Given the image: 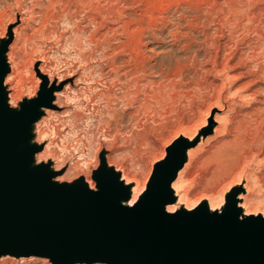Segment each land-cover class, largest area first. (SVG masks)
Masks as SVG:
<instances>
[{
	"label": "rangeland",
	"instance_id": "obj_1",
	"mask_svg": "<svg viewBox=\"0 0 264 264\" xmlns=\"http://www.w3.org/2000/svg\"><path fill=\"white\" fill-rule=\"evenodd\" d=\"M69 1L0 0V50L3 54L8 53L13 45H16L15 51L21 50V54L15 58L18 61L15 71L10 69L11 86L14 88L12 90L18 94L16 102L20 104V107L38 96L48 76L54 83L59 81L56 87L58 91L66 90V83L70 82L75 88L71 90L72 96L80 95L89 88L88 92L92 93L94 98L91 104L82 95L66 98L61 94V97L57 99L52 94L50 105H43L39 116L33 121L39 126L43 136L34 142H29L28 146H35V154L43 152L44 158L41 159L43 160L41 164L44 163L49 170L54 171L60 183H71L79 177L84 178L87 174L96 184L93 174L97 173L101 166L108 167V163H111L113 169L135 176L141 183L148 177L145 181V186L148 187L152 182L156 165L167 156V148L174 141L181 138L187 139L196 131L195 140L190 142L188 147H194L199 150V153H204V149L210 148V143L215 141L210 139L204 142V140L214 134L213 127L224 122L226 115L231 113L230 110L235 107L234 110L249 109L255 105L251 89H238L239 85L249 78L237 82V78L232 76L239 71H245L246 68L233 70L236 58H230L234 53H242L248 58L247 55L252 53L255 47L259 59L256 57L248 62V65L252 69H255L256 65L264 66V46L262 45L264 41L261 36H258L256 30L264 31V0H201L202 2L200 0H130L127 4L125 0H115L117 7L133 13L137 19L142 18L144 25H150L149 33L155 30L159 36V39L152 36L146 39L148 41L146 48L144 46L145 54L152 55L151 63L158 62L161 56L174 53L170 64L162 66L165 67L169 76L162 78L156 71H150L147 78L139 83L138 96L143 99V102L140 100L132 102L133 93L123 98L127 88L120 87L131 76H122V79L118 80L114 75L109 76L107 73L110 65L106 62L110 61V58H114L119 63L129 59L126 48H131L134 41L130 40L124 51L114 50L113 46L120 44L118 39L125 40L126 36L117 34V38L113 37L107 43L96 42L105 29H101L92 41L91 37L96 25L89 16L92 14L91 8L87 4H82L80 0ZM197 3L201 4L202 16L207 19L205 27H208L206 29L208 38L210 42L216 44L205 43L206 36L201 31L204 26L198 25L194 27V35L198 39L189 40L190 48H184L186 40L180 33L190 26V21L193 19L192 10L196 8ZM104 4V0H101V5ZM183 7L188 11L186 12ZM181 17L182 21L178 23ZM14 28H17L18 34L22 35L18 44L15 42ZM215 50H218V72H207L213 66L206 55L208 53L215 55ZM110 52L113 53L109 54ZM157 53L159 57L155 55ZM178 57L183 58V63L177 62ZM10 58L13 61L14 58ZM224 63H228V66L221 70ZM39 65H43L46 73L40 71ZM120 72L122 73L123 70ZM103 73L105 75H102ZM191 75L196 78L192 80ZM260 75L264 77V71L260 72ZM85 77L89 80L85 81ZM147 79L158 83L149 86ZM210 80L212 84L209 88L200 87L197 84V81L204 83ZM173 83L176 85L182 83L183 87L177 88ZM159 84H161L160 92L157 88ZM109 87L110 91H107ZM127 87L130 91L136 89L132 82ZM220 90L224 103L222 108L216 102ZM108 92L112 94L111 104H106ZM155 93L158 97H155ZM151 95L154 96L151 98ZM55 100L57 105L52 104ZM146 101L148 103L145 104ZM94 108H96L95 116L90 123H87L86 116ZM131 111L135 113L132 115ZM78 112L83 116L80 120L77 119ZM114 113L118 118L120 116V122L115 123L112 116ZM215 114L220 117V122L215 120ZM204 119L206 124L202 123ZM200 135L203 136L201 143ZM30 136L33 137L32 132ZM261 174L264 175L263 154L257 157L247 170L251 193L248 195L246 207L249 211L255 212L252 213L254 218H264V182L258 180L259 176L262 177ZM188 178V181L195 179L191 187L193 198L190 199L189 205H193L203 197L205 192L211 194V199L218 203L222 194L223 197L227 196L234 187L229 179L219 182L213 188L203 185L199 181L197 167L190 168L186 175V179ZM246 182L245 179L242 180L241 187L235 189L230 196L235 197L239 192L246 193V189L242 186ZM234 200L236 205L238 201ZM178 211L188 212L189 208H180ZM20 257L1 256L0 264H53L50 258L44 256ZM74 264L108 263L76 262Z\"/></svg>",
	"mask_w": 264,
	"mask_h": 264
},
{
	"label": "water",
	"instance_id": "obj_2",
	"mask_svg": "<svg viewBox=\"0 0 264 264\" xmlns=\"http://www.w3.org/2000/svg\"><path fill=\"white\" fill-rule=\"evenodd\" d=\"M2 54L0 75L8 68ZM2 89L0 78V255L44 256L53 264H264V218L239 220L235 200L215 216L204 206L194 213L161 211L173 200L170 183L187 139L168 146L148 195L121 205L125 188L105 165L99 168L103 189L94 195L83 177L50 185L56 174L44 163L27 170L35 146L19 153L12 147L30 136V123L50 105L52 90L45 80L38 96L11 115Z\"/></svg>",
	"mask_w": 264,
	"mask_h": 264
},
{
	"label": "bare ground",
	"instance_id": "obj_3",
	"mask_svg": "<svg viewBox=\"0 0 264 264\" xmlns=\"http://www.w3.org/2000/svg\"><path fill=\"white\" fill-rule=\"evenodd\" d=\"M114 1L115 0H104L105 4L101 5V0H80V2L82 4H87L92 10V14H90L89 16H90L92 22L96 25V29H95L92 37H91L92 41H94V36H96L101 29L102 30L105 29V30L102 31V33L99 35V39L96 40V42H106L107 43L111 40V38H113V37L117 38L116 37L117 34H121V36L122 35L126 36L125 40H119L118 39V42H120V44L113 46L114 50L120 49L121 51H124L126 46H127V43L130 40L134 41V45L131 48H126V49H128L127 52L129 54V59H124L120 63L116 62L114 60V58H110V61H108L106 59L108 61L106 63L108 65H110L109 66L110 68L107 71V73L109 74V76L114 75L115 77H117L118 80H121L122 76H131L128 79L126 77V79H127L126 82H124L122 84V87H120V88H127L126 93L124 94L123 98L124 97L127 98L130 93H133L132 94L133 95L132 102H134L135 100H140L141 102H143V99H140V97L138 96L139 95V85H140L139 83L142 80H145L147 78L146 76L148 75V73L150 71H156L162 78L165 76H169V74L166 73L165 67L163 68L162 66L166 65L167 63L170 64V61L173 59L172 54H174V53L172 52V54H170L168 56L165 53L166 56H161L160 57L161 59H159L158 62L155 61L154 63H151L150 59H151L152 55L150 56V55L145 54L146 49H144V46L146 48V44L148 41V40L146 41V39H148V37H150V36H152L153 38L159 39V36L155 32V30L152 31V33L150 34L149 33V26L150 25H148V26L144 25L142 18L137 19L133 15V13L124 11L122 8L117 7V5L114 3ZM129 1L130 0H125V3L126 4L129 3ZM200 3H197L196 8L195 9L193 8V10H192L193 11L192 12L193 19L190 21V26L187 29H185L183 33H180V34L184 35L185 40H186L184 48H190L191 43L189 42V40H191L193 38L194 39L197 38V36L194 35V27H196L198 25L204 26V29L201 31L206 36L205 43H207V44L210 43L212 45L216 44L215 42H210V39L208 38V35H207L208 33H206V31H207L206 29L208 28V27L207 28L205 27L207 19L202 16V11L200 9V7H201ZM216 5H218V4H216ZM183 8H185V7H183ZM66 9L68 10V8H66ZM67 10H66V12H67ZM184 10L186 12L188 11L187 8H185ZM258 14H259V12H258ZM99 17H101V18H99ZM207 17H209V16H207ZM66 18H68V17H66ZM181 19H182V17L179 19V21H177V20L176 21L178 23H181V21H182ZM157 20H158V17L156 18V21ZM249 20H250V16H249ZM208 21H210V20H208ZM256 30H257L258 36L259 37L261 36V38L264 41V34H263L264 31L262 32L261 29H256ZM18 31L19 30L17 28H14V32L16 33V39H15L16 44H18V40L21 39V37H22L21 33L18 34ZM175 33H177V32H175ZM23 35H24V33H23ZM179 36H177V37H179ZM180 38H178V39H180ZM262 45L264 46V42ZM15 46L16 45L11 46V50L8 53L2 54V56H1L5 60V63L8 67L6 72L0 75V78L2 80V85H3V89H2L1 94L4 96L3 103L7 106V109L11 115H14L16 112H18L21 109L20 104H18L16 102V100L18 98V94H16L12 90L14 88H12L13 86H11V80H10V76H11L10 69L13 72L15 71V68L17 67V62H18L15 58H17L21 54L20 53L21 50H19V51L14 50ZM253 49H252L253 50L252 53L248 52L249 53L247 55L248 58L244 57L242 55V53H239V54L234 53V54H232V57L230 59L236 58V61H234L235 63L233 64V68H234L233 70H237L239 68H244V67L246 68L245 71H239L238 73L233 74L232 76L237 78V82L241 81L244 78H249L245 82L241 83L239 85L238 89H241V88H246L248 90L251 89L252 90L251 93L254 95V98H255V102H256L255 105L251 106L249 109L234 110L236 108L235 106H233V107H235L233 110L229 109L231 111V113L229 115H226L224 122L220 123L219 126L213 127L214 134L211 137L206 138L204 140V142L207 140H210V139L215 140L214 142L210 143V148L204 149L205 150L204 153H201V152L199 153V150L194 149V147L193 148L187 147L186 149H184L182 151V159L180 161V167L176 171L175 178L170 183V189L172 191L173 200L168 201V202H164L161 206V211L174 214V213H177L180 208H189L188 212L194 213L199 206H204L205 209L208 211V213L209 212H215V213L221 214L224 211L225 205L230 200L237 199L238 203L236 204V207L238 209L239 220H245L247 218L254 217L252 215V213L254 214L255 212L249 211L246 207V202L249 198L248 195L251 193L250 192V185H249L250 178L247 175V170L251 167V165H253L254 160L257 157H259L260 155L263 154V159H264V85H262V82H264V77L262 75H260V72L264 71V66L260 67V66L256 65L255 69L254 68L252 69L251 66L248 65V62L253 61L258 55L257 54L258 51L255 52L256 48L253 47ZM171 51H173V50H171ZM111 53H113V52H110L109 54H111ZM217 53H218V50L216 51L215 55H211L209 53L206 55L208 60L212 61V66H213L207 72H213V71L218 72V70H217V66H218ZM155 55L159 57L158 53ZM245 56H246V54H245ZM10 57L14 58L13 61L11 60ZM154 59H156V58H154ZM182 59L183 58H179V57L176 58L178 63L182 62ZM23 61H25V60H23ZM104 64H105V62H104ZM15 65H16V67H15ZM227 66H228V63H224L223 69H221V70H224ZM43 68H44L43 65H39L40 71H42L43 73H46V72H44ZM121 70H123L122 73L120 72ZM102 75H105V74L103 73ZM195 78L196 77L191 75L192 80H194ZM84 79H85V81L89 80V78H87V77H85ZM90 79H92V77H90ZM58 82L59 81H57V83H54L52 81V78L50 76H48L47 88L52 90L51 93L53 95H55L57 97V99H59L61 97V94L65 95L66 98H72V97H76V96L79 97L80 95H82L87 99L88 103L93 104L92 102L94 101V98L91 95L92 93L90 94L88 92L89 88H87V90H85L84 92L80 93V95L76 94V95L72 96L71 90H72V88H74L71 86L72 84L70 82H68V83H66V86H65L66 90L58 91L56 88L59 85ZM111 82H112V80H111ZM131 82H132V84H134V87L136 88L133 91H130L127 87V85L131 84ZM91 83H92V81H91ZM147 83L150 86V84L153 85V84H157L158 82L154 81L152 79L151 80L147 79ZM114 84H116V82H114ZM145 84H146V82H145ZM166 84H168V83H166ZM197 84L200 87L204 86L205 88H209V86L212 84V81L210 80V81H207L204 83L202 81H197ZM173 85L177 88L183 87L182 83H179L177 85L175 83H173ZM130 86L133 87V85H130ZM89 87H91V86H89ZM157 88L160 92L161 84H159ZM132 89H134V88H132ZM165 89H166V87H165ZM145 90H146V88H145ZM107 91H110V87ZM148 91L150 92V89H148ZM144 93L146 94V92H144ZM167 93H169V92H167ZM107 95L108 96L106 97V99H107L108 103H106V104H109V103L111 104L112 94L109 93ZM157 95L158 94L155 93V97H158ZM146 96H149V95H146ZM152 96H154V95H151V98H152ZM221 96H222V91L220 90L218 92V96L216 97L217 98L216 102L218 103L220 108H222L224 106V103L221 99ZM155 97H153V98H155ZM148 98H150V96ZM95 101H96V99H95ZM146 103H148V101H146L145 104ZM52 104L57 105L58 104L57 100L52 102ZM40 108H42V107H40ZM95 111H96V108H94V110L89 111V113L85 119L87 123H90V120L95 116ZM141 111H144V110H141ZM116 112H117V110H116ZM134 113H135V111H131L132 115ZM75 114H76V112H75ZM77 116H78L77 119H79V120L83 118L82 113L78 112ZM112 116L114 117L115 123L120 122L119 121L120 116L118 118L115 113ZM219 118L220 117L217 114H215V120L217 122H220ZM202 123L206 124V119H204ZM30 132L33 133V137H31V136L22 137L12 147L13 153H19L22 150V148H24V146H26L29 142H34L36 139L40 138V136H43L39 126L36 125L35 122L30 123ZM195 134H196V131H194L190 136L187 137L188 143L195 140L194 139ZM202 138H203V136L200 135V143L203 142ZM42 154H43V152L40 154L34 153L33 155L30 156V160L27 164V170H29L35 164L38 165V164L42 163L43 160L41 161V159L44 158V156ZM109 159H111V158H109ZM108 164H109L108 165L109 172H113L115 175L118 176V180L122 184L123 188L127 189V191L130 193L128 198L130 200H132V203H125L124 198H123L124 195H122L118 199L117 203L121 204V205H125V206H133L137 202L138 198L141 197V195L146 191L147 187L145 186V181L147 180L148 177L147 178L145 177L146 179H144V181H142V183H141L139 181V179L135 176H130L129 174H127L125 172L121 173L120 170H118V169H110V167H112L111 163H108ZM193 167L198 168L200 183L208 186L209 188H213L219 182L225 181L227 179H229L230 183L234 184V187H232V189L230 190V192L227 196L223 197V194H222L221 199L218 203H215L211 199V194L205 192L203 197L199 198V200L196 201L195 203H193V205H189L190 199L193 198V197H191V195H192L191 187H192L193 183L195 182V179H192V181H188L189 178L186 179V175L188 174L190 168H193ZM85 175L86 176L84 177V181H85L87 187L92 192L98 193L103 189V187L99 190L94 189L93 185H95V182H93L88 177L87 174H85ZM261 175H262V177L259 176L260 179H258V180L264 182V175L263 174H261ZM244 179L247 182H246V184L243 183L244 185H242V186H243V188L246 189V193L239 192L236 194L235 197L230 196L234 192L235 189L241 187L240 184L242 183V180H244ZM56 183H60L59 178H57V175H52V177L50 178L49 184L54 185ZM69 184L70 183H67V185H69ZM1 256L7 257V256H11V255H1ZM20 258H24V257H20ZM31 258H33V257H31Z\"/></svg>",
	"mask_w": 264,
	"mask_h": 264
},
{
	"label": "snow or ice",
	"instance_id": "obj_4",
	"mask_svg": "<svg viewBox=\"0 0 264 264\" xmlns=\"http://www.w3.org/2000/svg\"><path fill=\"white\" fill-rule=\"evenodd\" d=\"M93 179L96 181V184L93 185V188L96 189V190H99L103 187V183H104V180H103V176L99 173V171H97V173H94L93 174ZM91 194H95V192H92ZM130 193L127 191V189L124 190V201L125 203H132V200H130L128 197H129ZM148 195V192L145 191L141 197L138 198L137 200V203H139V200L143 199L145 196ZM210 215H213L215 216L216 213H211Z\"/></svg>",
	"mask_w": 264,
	"mask_h": 264
}]
</instances>
